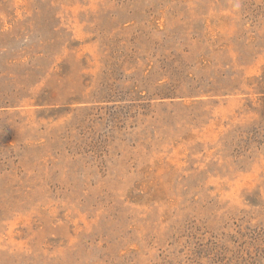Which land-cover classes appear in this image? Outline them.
I'll list each match as a JSON object with an SVG mask.
<instances>
[{
    "label": "rangeland",
    "instance_id": "374dc122",
    "mask_svg": "<svg viewBox=\"0 0 264 264\" xmlns=\"http://www.w3.org/2000/svg\"><path fill=\"white\" fill-rule=\"evenodd\" d=\"M0 264H264V0H0Z\"/></svg>",
    "mask_w": 264,
    "mask_h": 264
}]
</instances>
